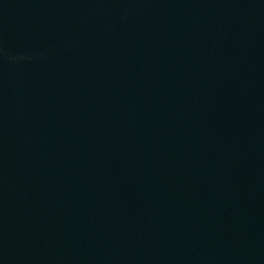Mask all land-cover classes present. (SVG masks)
I'll use <instances>...</instances> for the list:
<instances>
[{"label":"water","instance_id":"obj_1","mask_svg":"<svg viewBox=\"0 0 264 264\" xmlns=\"http://www.w3.org/2000/svg\"><path fill=\"white\" fill-rule=\"evenodd\" d=\"M0 264H264V0H0Z\"/></svg>","mask_w":264,"mask_h":264}]
</instances>
